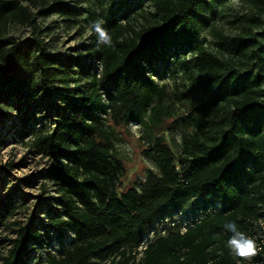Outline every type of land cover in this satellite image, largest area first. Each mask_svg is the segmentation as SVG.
<instances>
[{
	"label": "trees",
	"instance_id": "trees-1",
	"mask_svg": "<svg viewBox=\"0 0 264 264\" xmlns=\"http://www.w3.org/2000/svg\"><path fill=\"white\" fill-rule=\"evenodd\" d=\"M23 1L0 0V107L26 108L25 125L33 117L27 108L44 103L52 126L30 144L49 161L43 177L55 196L41 197L22 223L10 220L19 188L0 192V228L16 226L3 237L0 264H27L48 230L72 238L33 264H264V0H246L254 10L232 35L206 24L201 0H88V24L103 19L113 46L93 34L73 54L40 39L36 15L75 17L77 9L64 0ZM14 24L35 36L19 41L9 33ZM204 25L216 50L198 40ZM170 59L180 83L166 78ZM132 124L155 168L126 185L114 140ZM189 199L200 200V212L181 210ZM165 215L188 221L139 251L153 218ZM232 220L257 241L251 261L226 246L223 225Z\"/></svg>",
	"mask_w": 264,
	"mask_h": 264
},
{
	"label": "rangeland",
	"instance_id": "rangeland-1",
	"mask_svg": "<svg viewBox=\"0 0 264 264\" xmlns=\"http://www.w3.org/2000/svg\"><path fill=\"white\" fill-rule=\"evenodd\" d=\"M23 3V0H21ZM69 5L77 9V15L67 16L61 15L54 11L47 17L36 15V20L41 28V36L47 46L53 51L61 53L73 54V49L79 44L85 42L88 33L86 20V8L88 0H64ZM202 14L206 24L215 23L216 26L223 30L226 35L237 33L245 18L249 17L254 10L253 6L246 0H201ZM105 8V5L102 6ZM54 8V7H53ZM98 13L102 8H95ZM31 10L36 12L37 8L31 6ZM208 25L202 27L199 41L209 48L216 50L219 48L216 41L210 35ZM259 31V29H258ZM9 33L23 41L35 36V32L28 26L14 24L10 26ZM170 71V77H166L171 82H181L177 79L179 73L178 66L175 60L170 59V63L166 66ZM168 74V73H166ZM29 113H32V118L27 124H21L20 115L26 111V108L18 110L14 107H0V192L8 191L12 186H17L19 190L15 193L16 199L21 198V205L18 210L11 216L10 220L25 222L27 216L35 208L36 202L49 194L55 196L53 186L43 177V172L48 166V159L42 155L40 151L33 148L30 144L33 134L42 126L51 127L52 121L45 117V105L42 102H35L27 108ZM170 121H165L163 124L164 130L161 132L167 141L170 140L171 131ZM141 135L139 126L132 124L127 126L118 135V139L114 140L116 147V158L119 159L127 172L125 184H132L134 181H139L144 176L146 168H155L152 159L145 157L140 151V145L137 138ZM178 138V131L174 133ZM45 183V189L41 184ZM46 190V191H44ZM200 200L189 199L182 205L183 211L187 214L200 212L198 205ZM45 206L43 207V210ZM176 210L175 207L170 208V213ZM41 217H45V213H40ZM165 221H169L170 216L165 215ZM163 217L155 216L153 218L155 226L160 225ZM0 228V252H5L8 248V242L3 240V237L12 238L14 236L13 228ZM170 229L168 224L165 229ZM45 227L40 228V238H43ZM49 241L45 242L39 248L32 249L31 254L27 257L26 263L33 264L35 258L42 257L49 252L50 254H58V251L66 246L72 238V232H66V235L60 241L54 232L47 231ZM138 254L137 257H139ZM106 264V263H104Z\"/></svg>",
	"mask_w": 264,
	"mask_h": 264
},
{
	"label": "clouds",
	"instance_id": "clouds-1",
	"mask_svg": "<svg viewBox=\"0 0 264 264\" xmlns=\"http://www.w3.org/2000/svg\"><path fill=\"white\" fill-rule=\"evenodd\" d=\"M105 21L103 19L93 20L87 26L88 36L93 34L97 37V43L106 46H113L112 37L103 26ZM227 233H230L226 241V246L230 253L241 260L251 261L258 255L257 241L245 232L241 231L236 221H228L223 225Z\"/></svg>",
	"mask_w": 264,
	"mask_h": 264
},
{
	"label": "built area",
	"instance_id": "built-area-1",
	"mask_svg": "<svg viewBox=\"0 0 264 264\" xmlns=\"http://www.w3.org/2000/svg\"><path fill=\"white\" fill-rule=\"evenodd\" d=\"M187 221L188 220H185L184 218L180 221L177 217H173L168 222L165 221V218H164V220H162L160 225H157V226H155V224L153 223L148 233L143 237L142 241L140 242L138 250L140 251L143 247H145L148 241L153 240L157 236L164 235L167 229V228L165 229V227H167L168 224L172 228V227L177 226L178 222H181L182 224H181L180 230L182 231L184 229V224Z\"/></svg>",
	"mask_w": 264,
	"mask_h": 264
}]
</instances>
